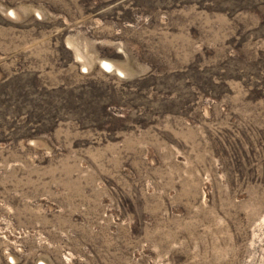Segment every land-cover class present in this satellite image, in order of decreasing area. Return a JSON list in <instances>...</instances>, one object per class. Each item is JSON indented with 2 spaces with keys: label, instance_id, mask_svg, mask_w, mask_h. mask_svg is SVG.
<instances>
[{
  "label": "rangeland",
  "instance_id": "rangeland-1",
  "mask_svg": "<svg viewBox=\"0 0 264 264\" xmlns=\"http://www.w3.org/2000/svg\"><path fill=\"white\" fill-rule=\"evenodd\" d=\"M0 264H264V0H0Z\"/></svg>",
  "mask_w": 264,
  "mask_h": 264
}]
</instances>
